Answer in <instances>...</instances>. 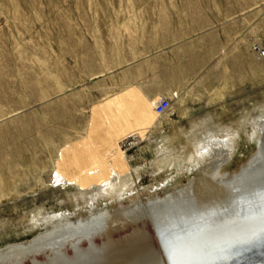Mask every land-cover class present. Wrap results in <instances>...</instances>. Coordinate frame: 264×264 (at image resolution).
Returning <instances> with one entry per match:
<instances>
[{
  "label": "rangeland",
  "instance_id": "obj_1",
  "mask_svg": "<svg viewBox=\"0 0 264 264\" xmlns=\"http://www.w3.org/2000/svg\"><path fill=\"white\" fill-rule=\"evenodd\" d=\"M132 85L149 98L181 96L149 144L127 153L142 174L136 184L95 204L76 187L49 184L58 146L89 143L81 134L90 106ZM260 116L264 0H0V251L37 238L53 215L76 221L90 210L127 211L164 198L162 184L172 192L194 182L185 166L158 174L152 167L182 158L210 130L236 146L217 182L238 175L256 153L250 120Z\"/></svg>",
  "mask_w": 264,
  "mask_h": 264
},
{
  "label": "bare ground",
  "instance_id": "obj_2",
  "mask_svg": "<svg viewBox=\"0 0 264 264\" xmlns=\"http://www.w3.org/2000/svg\"><path fill=\"white\" fill-rule=\"evenodd\" d=\"M168 96L169 101L181 100L177 93L175 97L172 92ZM161 99L158 93L149 98L132 85L113 92L98 107L91 105L90 119L81 134L82 138L89 135V143H79V138L58 146L51 163V174L56 178L53 181L51 175L49 184L76 187L82 200L91 204L119 191L125 193L142 175L132 171L127 153L144 142L149 144L148 138L161 117L155 112ZM49 114L52 118L58 112ZM250 121L256 130L253 140L257 149L238 175L224 176L217 182L222 167L234 157L236 146L233 136L228 134L222 139L210 130L205 136H198L194 145L191 142L193 146L182 158L162 160L152 167L153 173L158 174L168 167L181 172L185 166L195 173L194 182L172 192L162 184L164 198L156 196L127 211L90 210L87 218L76 221L62 215L48 217L45 232L37 238L0 251V264H23L28 260L30 264H166L159 256L161 248L167 264H264L262 167L256 177L263 180V185L245 182L256 178L258 173L252 167L264 156V118ZM38 138L44 146L51 143L48 134L39 130ZM35 218L36 215L32 219ZM225 221L231 224L226 225ZM142 222L150 227L155 245L150 242V233L142 229L145 224L138 226ZM127 229L130 233L113 238ZM95 238L100 243H95ZM38 256L43 260L38 261Z\"/></svg>",
  "mask_w": 264,
  "mask_h": 264
},
{
  "label": "water",
  "instance_id": "obj_3",
  "mask_svg": "<svg viewBox=\"0 0 264 264\" xmlns=\"http://www.w3.org/2000/svg\"><path fill=\"white\" fill-rule=\"evenodd\" d=\"M262 167V169L264 170V156H263V158H261V160L259 161V162H257L253 167H252V169H253V171L255 172V173H258L259 171H257L259 168H261ZM261 173V172H260ZM259 175V173L258 174H256L255 175V177L256 176H258ZM258 180H260L258 177H256V178H253V179H251V180H246L245 182H246V184H250V185H255L256 186V184L257 185H263V180H261V181H258ZM248 182V183H247ZM254 187V186H253ZM229 222H231V221H225V223H226V225H229V224H231V223H229ZM151 225H152V228H153V231H154V234H155V236H156V238L158 239V236H157V233H156V230H155V228H154V226H153V224L151 223ZM144 231H146V232H148V230H147V228H146V226L144 227V228H142ZM159 242V241H158ZM159 245H160V243H159ZM160 248H161V246H160ZM159 256H160V259H162L161 261H163V263H166L167 264V262H166V259H165V255H164V252H163V250H162V248H161V251L159 252ZM128 264H135V263H132V262H129Z\"/></svg>",
  "mask_w": 264,
  "mask_h": 264
},
{
  "label": "built area",
  "instance_id": "obj_4",
  "mask_svg": "<svg viewBox=\"0 0 264 264\" xmlns=\"http://www.w3.org/2000/svg\"><path fill=\"white\" fill-rule=\"evenodd\" d=\"M170 101L168 99H161L155 106V112L158 116H163L170 109ZM55 176H53V181H55Z\"/></svg>",
  "mask_w": 264,
  "mask_h": 264
}]
</instances>
